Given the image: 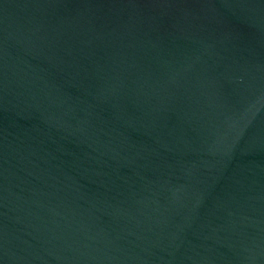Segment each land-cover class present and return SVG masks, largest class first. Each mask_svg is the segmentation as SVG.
Returning a JSON list of instances; mask_svg holds the SVG:
<instances>
[{
  "label": "water",
  "instance_id": "water-1",
  "mask_svg": "<svg viewBox=\"0 0 264 264\" xmlns=\"http://www.w3.org/2000/svg\"><path fill=\"white\" fill-rule=\"evenodd\" d=\"M0 264H264V0H0Z\"/></svg>",
  "mask_w": 264,
  "mask_h": 264
}]
</instances>
